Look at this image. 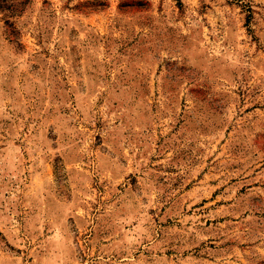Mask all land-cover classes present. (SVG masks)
Segmentation results:
<instances>
[{
    "label": "rangeland",
    "instance_id": "1",
    "mask_svg": "<svg viewBox=\"0 0 264 264\" xmlns=\"http://www.w3.org/2000/svg\"><path fill=\"white\" fill-rule=\"evenodd\" d=\"M0 264H264V0L9 1Z\"/></svg>",
    "mask_w": 264,
    "mask_h": 264
},
{
    "label": "trees",
    "instance_id": "2",
    "mask_svg": "<svg viewBox=\"0 0 264 264\" xmlns=\"http://www.w3.org/2000/svg\"><path fill=\"white\" fill-rule=\"evenodd\" d=\"M12 1V2H18V0H0V10L3 9H8V2ZM21 4H25L28 3L29 0H19Z\"/></svg>",
    "mask_w": 264,
    "mask_h": 264
}]
</instances>
